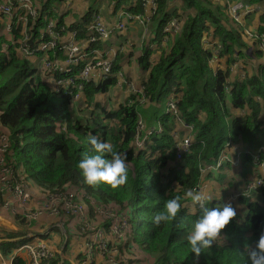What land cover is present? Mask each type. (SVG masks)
<instances>
[{
	"label": "trees",
	"instance_id": "trees-1",
	"mask_svg": "<svg viewBox=\"0 0 264 264\" xmlns=\"http://www.w3.org/2000/svg\"><path fill=\"white\" fill-rule=\"evenodd\" d=\"M66 1L45 0L41 3L38 17L29 20L30 30L23 24H16L8 33L10 36L0 32V119L8 131L12 158L43 189L55 191L65 185L77 186L100 204L114 203L126 211L130 225L125 248L128 250L134 245L137 254L149 257L151 264H246L245 245L254 247L255 241L264 232V189H260L256 201L248 205L246 215L242 219L236 216L222 235L209 248L202 250L199 258L191 253L186 237L201 209L190 212L192 201L184 198V193L205 180L215 179L219 184L225 181L226 173L220 174L219 178H212V174L201 178L200 169L216 163L229 141L242 138L252 148L264 143V65L258 75L245 81L233 78L230 66L237 60L234 55L246 53L247 43L239 33L224 24L227 22L223 19L225 13L211 0H180L192 11L184 18L182 33L161 53L153 66L150 64L153 51L146 50L138 59L140 67L149 72L142 84L151 105L164 103L175 91L182 94L179 106L181 118L193 125L194 140L190 152L176 161V138L173 133L178 124L169 116L156 113L157 108L150 107V112L156 120H161L164 133L148 138L143 150L135 145L138 120L142 114L145 115L139 95L130 94L124 104L108 109L97 99L109 94L116 80L110 79L105 83L94 81L86 86L85 100L76 103L72 96L54 92L47 82L41 67V62L47 58L46 53L38 54L31 60L20 56L19 43L25 35L30 34L31 44L35 43L40 39V31L53 20L57 22L56 31L61 34V28L66 27V33L77 31L81 42L89 39L88 28L94 8H90L81 19L67 20L65 15L57 12L64 9ZM110 1L116 2V8H121L131 0ZM142 1L137 0L135 8L127 6L125 9L134 13L143 12ZM171 1L159 0L157 3L158 10L151 27L158 35L171 18L181 20L177 11L168 13ZM242 2L264 9V0ZM66 33L62 36L66 37ZM209 33L225 50L223 55L228 67L217 73L210 67L214 58L212 50L203 47L204 37ZM260 33H264V27ZM213 37L210 36L212 40ZM93 47L102 48V41L89 48ZM261 55L262 52L258 51L257 56ZM48 57L55 58L52 53ZM57 57L63 59L61 53ZM119 70L120 67L114 63L113 71ZM230 78L235 82L232 81L233 90L227 94L225 85ZM257 98L263 99V104ZM230 105L247 111L246 115L229 120L232 116ZM90 134L111 143L114 151L126 154L129 167L124 185L113 189L104 184H85L78 163L83 153L91 154V147L86 141ZM105 158L110 159V154H105ZM248 161V157L243 158L244 164ZM11 164L8 158L7 165L12 167ZM174 196L182 198V207L176 218L168 224L154 226L152 216L163 208L167 199ZM222 205L215 200L205 203L209 208ZM138 219L140 222L137 223ZM50 263L59 264V258ZM16 264L26 262L18 259Z\"/></svg>",
	"mask_w": 264,
	"mask_h": 264
},
{
	"label": "built area",
	"instance_id": "built-area-1",
	"mask_svg": "<svg viewBox=\"0 0 264 264\" xmlns=\"http://www.w3.org/2000/svg\"><path fill=\"white\" fill-rule=\"evenodd\" d=\"M157 3L158 0H143V12L140 13L130 12L125 9L126 7H123L121 9L122 13L117 15L114 27L104 25L103 19L98 15H94L88 28L89 39L84 42L79 40L77 31L66 33V27L61 28V32L66 33V37L62 36L63 33L56 31L57 22L53 20L48 23L45 29L40 31V39H37L35 43L31 44L30 34L25 35L23 41L19 43L20 48L18 50L22 58L25 57L29 60L37 58L38 54L46 53L45 57L47 58L43 57L45 59L41 62V67L45 76H47V82L52 86L54 92L70 95L73 101H79L87 91L86 86L92 84V82L105 83L110 79H115L119 88L128 85L131 94L139 95L141 98L140 103L145 105L148 100L144 94V86L141 85L140 88L129 86V82L122 71H113L117 51L89 47L90 45H96L99 41H106L115 35H122L135 26L143 27L145 34H147L152 25V19L157 14ZM136 4L134 2L131 7L135 8ZM71 7L72 4L68 3L67 10H70ZM260 9L262 10L259 5H247L241 1V3H236L231 8V12L234 19L239 21ZM0 15L9 21L4 28L0 29V32L11 33L16 24H23L28 29L29 20H35L38 17L39 9L32 0H21L17 5L13 0H0ZM183 25L184 22L181 20L171 18L160 33L161 46L169 44L173 38L179 36L182 33ZM210 36L212 34L209 33L204 37L203 47L205 50H212L214 58L210 62V67L213 72L217 73L220 70H225L228 66L223 65L226 58L221 59L220 56L222 45L219 43L215 47L214 38L212 40ZM247 36L255 44V47L264 53V33H248ZM46 37H48L47 40H45ZM41 40L43 41L40 42ZM84 45H87L88 48ZM123 50L121 48V51ZM49 53H52L55 58L48 57ZM58 53L62 54L63 59H58ZM236 59L230 66V75H239V80H242L245 78V73L237 72L238 69H241L239 68L241 62L239 56ZM77 69L79 70L77 71ZM231 83L229 79L226 80L225 91L227 94H230L233 90ZM181 100L182 94L174 92L165 107V115L174 119L183 131V133H173V136L177 139L175 145L176 161L182 160L184 155L190 152L194 140L193 125L187 124L181 118L179 108ZM164 131V125L160 122L148 127L142 119H139L135 145L143 150L149 137L161 135ZM240 147L239 143H227L215 165H204L200 169L201 178L209 173L218 172L220 168L226 165L239 167L242 159V152H239ZM233 148L238 152L235 157L229 155V151ZM9 149V135L0 132V153L3 155L10 154ZM263 152L264 147H260L258 151L247 147V150L243 152L259 166L258 173L256 178L250 181L241 193H234V196H231L230 199H239V197L251 199L261 188H264V163L261 161ZM11 162L12 167L6 165L0 171V193L3 196L0 204L4 209L13 212L20 222L32 228L34 223L44 217L57 219L60 227L67 226L76 238L84 242L81 246L83 259L77 264H100L99 257H103L106 264H129L132 257L121 254L118 258V244L121 242L127 243L126 233L129 228V219H126V211L114 203L100 204L84 189L73 185H65L61 189L48 191L47 200L41 206L31 208V202L34 198L33 193L35 192L33 188H36L37 185L29 178L25 169L23 170V166H19L15 159ZM206 187L207 185L204 182L193 190L201 192L204 199ZM89 204L93 206L92 209ZM89 209L92 212L94 211L93 214ZM101 220L110 224L109 230L98 227ZM53 229L54 227H51L43 231L42 234L30 235L28 240L26 239L25 243L22 242L21 246L16 249L15 254L13 253L8 257L0 255V264H16L18 259H24L27 264H51L50 262L57 257V250L46 239L51 236ZM128 249L132 250L133 253L136 252L134 245L129 246Z\"/></svg>",
	"mask_w": 264,
	"mask_h": 264
},
{
	"label": "crops",
	"instance_id": "crops-1",
	"mask_svg": "<svg viewBox=\"0 0 264 264\" xmlns=\"http://www.w3.org/2000/svg\"><path fill=\"white\" fill-rule=\"evenodd\" d=\"M13 1L17 5L20 3L21 0H13ZM32 1L34 2V5L38 9H40L41 3L45 2V0L44 1L32 0ZM74 1L75 0H67L65 7L63 9V13H61V10L57 11L59 13V15H61V14L65 15V18H67V20H70L72 18H75L74 14L77 13L78 11H80V13L77 17L79 19H81L85 15V13L88 12V10L90 8H93V7L87 8L89 6L88 3L90 2V0H77L78 1L77 5H74ZM173 1H176V0H172L170 2V4ZM234 1H236V0H234ZM245 1H250V0H245ZM134 2H137V0H135ZM68 3L72 4V7L70 10H67V4ZM101 4L98 3L96 5V9L94 7L95 13L93 15H99L100 17L101 16L103 17V15H100L102 12H104V9L101 6ZM112 4H114V6H115L116 2L113 1ZM263 8H264V6H263ZM55 10H57V9H55ZM107 11H108V15H107V13H106V15H107V17H110L108 19L111 21H107V20L106 21L109 23H113L114 20L116 19V11H114L112 9L107 10ZM107 17H103V18H107ZM75 19H77V18H75ZM8 22H9L8 19H5L3 16L0 15V25L2 24L1 25L2 28H4L8 24ZM248 24L253 27L252 30H254V32L260 33L261 28L264 27V17L261 15H256L255 17L251 16V20L248 21ZM151 28L152 27H150V29ZM139 29H140V27H137V26L132 27L128 32L124 33L128 37H123L124 34L115 35L114 37H112L106 41H103L102 42V48H97V49H101V50H116L117 51V56L119 55V58H115V61H114L115 65H118L120 67L119 71H122L125 74L126 79L129 82V85H132L136 88H140V86L143 85L142 83L147 80V78L149 76V72L143 70L140 67L138 60L136 61V64H135V58L132 57V54L129 55L131 53V50H129L126 53V52H123L124 50L121 51V48H123V49L126 48V44L124 42L125 40H129V44H132L133 38H135V36H138V34H139ZM150 29H149V32L147 34H145L144 31L142 32L143 33V35H142L143 44H144V42H146V43H145V47H143V45H142L143 50H141V52H142L141 55H143L146 50L153 51L154 52L153 56L150 59V64H151V66H153L157 62L158 58L161 57V53L163 51L167 50L168 46H170V45L166 44V45L161 46V42L158 44V42L161 40L160 34L158 35L157 31L150 30ZM2 34L9 35L7 32H3ZM210 34H212V33H210ZM155 45H158V48ZM258 51H259L258 48L255 47V44L252 43V46H250V49L247 50L246 53L244 52L242 55H240L241 58L239 59V61H242V62L239 64V68H241V69L237 70L238 73L239 72L245 73L244 63H247V65H248L247 70L250 71L251 76L258 75L260 68L264 65V53H262V55L259 57V56H257ZM259 52H261V51H259ZM19 54H20V52H19ZM20 56H21V54H20ZM257 59L262 60L259 63L260 66L256 65ZM223 65L226 66V60L223 61ZM254 66H256V69L254 68ZM232 77L233 78L239 77V75H233L232 74ZM230 81L232 82L234 80L230 79ZM112 89L123 91L122 92L123 95L127 94L126 100H127L128 95L131 94L127 85L124 88H119L117 85H115ZM112 89L109 92V96L113 102V106L110 108L115 109L119 105L124 104L126 100L123 103H119V99H120L121 95L117 96V91H116V99H112V97H111ZM85 98H86V92L83 94L82 98L79 101H81V100L84 101ZM99 100H100V97H98L97 101H99ZM257 100H259L260 103L263 104V99L258 98ZM79 101H76V103ZM110 104H111V101H110ZM115 105H118V106L115 107ZM154 106L155 105L150 104V106L145 108V110H144L145 115H143V120L145 121L147 126H153L159 122V120H156L155 115L152 116V111L150 112V110H151L150 107H154ZM165 107H166V103L164 102V103L160 104V106L154 107V110L157 108L156 113L164 114L165 113ZM229 109H230L231 115L234 118H236V116H234V115L239 113V112L242 116L246 115V113H247V111L242 110V109H234L231 105L229 106ZM149 115L151 117H149ZM232 116H230V117H232ZM262 121L264 123V112L262 113ZM177 126L178 127L175 129L174 132L175 133L176 132L183 133L182 128L179 125H177ZM0 132H5L6 134H8V131L3 127V124L1 123V119H0ZM262 133L264 134V124L262 127ZM241 139L242 138L239 139V146H241L239 148V152H242V157H245L243 152L247 150V147L251 148V149H257L258 147H264V143H261L256 148H252L249 145H247L243 141V139L242 140ZM262 139L264 142V136L262 137ZM176 143H177V139H176ZM237 154H238V152H236L235 148H233L229 151L230 156L235 157V156H237ZM8 158L10 159V162L14 160L12 158L11 154L3 155L0 153V171H1V169H3V167H5L7 165ZM261 161L264 163V152L261 154ZM245 165H249L248 169H252L253 174L250 178H247L244 181V183H242L243 188H241L240 191H237L238 188L235 189L236 191L232 190V189H230L228 191V189H226V185L224 184L225 186L221 187L219 189V194L213 195V194H211L212 180H205L207 187L204 191L205 197H204L203 201L206 203L207 201L215 200V201H219L223 204H231L236 210L237 218L241 219L242 215L244 217L248 211V205L252 204L253 202L256 201L255 199H256L257 195H259L260 191H258L256 194H254L251 199L239 197V199L232 200V199H230V197L234 196V193H241L244 190L245 186L250 181H252L256 178L259 166H257V164L254 165V164L250 163V161H248L246 164H244L243 160H241V165L239 167L227 165L224 168V170L221 171L220 173H217V174L209 173V174L213 175L212 178H217L220 174L226 173L227 176L225 178L224 183H227L228 187L232 188L235 185L237 186V182L234 185V178L232 179V177L229 176L230 169H233V168L235 170L240 169V168L243 169V167ZM23 170H24V168H23ZM209 174H207L206 176H208ZM203 178H205V176ZM33 189H35V192L33 193L34 198H33V201L31 202V208H37V207L41 206L47 200V197L49 195V192H48L49 190L43 189L42 187H39V186H37L36 188H33ZM1 194L2 193H0V201L3 199V196H1ZM200 194H201V192H200ZM190 208L195 210L196 208H199V206L197 203L192 202ZM90 212H91V214H93L94 211L93 212L90 211ZM58 225H59V221L57 219H50V218L44 217L40 221L34 223L33 228L29 227L28 225L20 222L18 220L17 216H15L13 214V212L4 209L2 207V205L0 204V255H2V256L6 255L4 257L10 256L11 254H13L16 251V249L19 248V246L22 242L25 243L26 239L28 240L30 235L35 234V233L42 234L43 231L47 230L48 228L54 227L51 236L46 240L49 242V244L51 246H53L57 250V257L59 258V264H77L78 262L82 261V259H83V256L81 253V250H82L81 246L83 245L84 242L81 241L80 239L76 238V236H74L71 233V230H69L67 228V226L60 227ZM109 226H110V224L104 220H101V222L98 223V227L102 228V229L105 228V229L109 230ZM105 233H106V231H105ZM109 239L111 240V237ZM125 245H126V242H121L118 244V248H119L118 258L122 254V255H126L127 257H132L133 260L132 259L129 260V264L140 263L135 256L137 254V248L135 247L136 252L133 253L132 250H129V249L126 250ZM121 251H122V253H121ZM146 258H149V257H146ZM98 261L100 262V264H106L105 259L103 257H99ZM149 264H151V261Z\"/></svg>",
	"mask_w": 264,
	"mask_h": 264
},
{
	"label": "clouds",
	"instance_id": "clouds-1",
	"mask_svg": "<svg viewBox=\"0 0 264 264\" xmlns=\"http://www.w3.org/2000/svg\"><path fill=\"white\" fill-rule=\"evenodd\" d=\"M169 98L165 103H167ZM148 102L149 101H147V103ZM163 115H165V113ZM233 118L232 116L229 120ZM139 119L143 120V117H139ZM159 122L162 123L161 120H159ZM239 139L229 142L238 144ZM86 141L91 147V154L89 152L83 153L82 159L78 163V168L81 170L85 184L89 186L104 184L113 189L124 185L128 179L129 167L126 162V154L114 151L111 143L101 140L96 135H88ZM259 148L260 147L254 149V151H258ZM223 149H225V147ZM105 154H110L111 158L106 159ZM244 156L248 157L250 163L255 165L251 157L245 154ZM243 158L244 157H242L241 160H243ZM211 165H215V163ZM226 166H223L218 172L212 174L220 173ZM184 198L190 199L193 203H197L199 209H201V214L193 222L186 237L191 253L194 254L196 258H199L202 250L209 248L213 242L222 235L223 231L234 221L237 213L231 204H223L222 206L212 208L206 207L202 195L198 191L192 189L184 193ZM181 199L180 196L167 199L163 208L152 216L153 225L159 227L161 224H168L173 221L182 207ZM244 253L247 258L246 264H264V232H261L258 240L255 241L254 247L250 244L245 245Z\"/></svg>",
	"mask_w": 264,
	"mask_h": 264
},
{
	"label": "rangeland",
	"instance_id": "rangeland-1",
	"mask_svg": "<svg viewBox=\"0 0 264 264\" xmlns=\"http://www.w3.org/2000/svg\"><path fill=\"white\" fill-rule=\"evenodd\" d=\"M135 0H131L128 5L126 4H123L121 5L120 7L121 8H116V4L114 6V4H112L113 2H111L110 0H90V2L88 3L89 6L87 8H90V7H95L96 9V5L98 3H102L101 6L103 7L104 9V12H102L100 15H103V17H107L108 15V11L107 10H114L116 11V19L114 20L113 23H109L107 21H111L109 20L108 18L110 17H107V18H103L102 22L104 25L106 26H109V27H114L115 26V23L117 21V15L120 13H122L121 9L122 7H127V6H132L130 5L131 3H133ZM159 1V0H158ZM242 0H236L235 2L231 1V0H211L212 3H214L215 6H220L221 8V12L222 13H225V16H223V19H227V22L224 24H227L228 27L234 31H236L237 33H239L241 39L247 43V46L245 47V50H249L250 49V46H252V41L248 38L247 34L248 33H256L254 32V30H252V26L248 24V21L251 20V16H256V15H261L264 17V9L263 10H259L255 13H252V14H249L247 15L246 17H243L242 19H240L239 21H236L233 17V14L231 12V8L236 4V3H241ZM78 4V1L75 0L74 1V5H77ZM87 4V5H88ZM184 3H182L180 0H176V1H173L171 4H169V7H168V13H172L174 11H177L180 16H181V21L184 22L185 21V17L188 13H191L192 11L190 10V8L186 7L185 5H183ZM158 7V6H157ZM61 13H63V10H61ZM80 11H78L77 13L74 14V17L77 18V16L79 15ZM107 13V15H106ZM99 16V15H98ZM114 17V16H113ZM107 20V21H106ZM225 21V20H223ZM209 28L210 25H208ZM154 28L152 27L150 30H153ZM212 30L214 29L213 27L211 28ZM144 31V28L143 27H140L139 29V34L138 36H135V38H133L132 40V44H129V40H125V44H126V48L124 49L123 52H128L129 50H131V53L129 55L132 54V57L135 58V64H136V61L139 59V57H141V50H143L142 48V45L143 47H145V43L143 44V40H142V35H143V32ZM213 32V31H212ZM123 37H128L126 34L123 35ZM177 37L173 38L170 42V43H173L174 40L176 39ZM214 38V37H213ZM214 44H215V47H217L219 45V41L214 39ZM157 48H158V45H155ZM224 49L222 47L221 49V52H220V56H222L224 54ZM233 56V55H232ZM240 57V55H238ZM238 56L234 55V57L238 58ZM38 57V56H37ZM260 57V56H259ZM116 58H119V55L116 57ZM130 58V57H129ZM226 56L223 55V57H221V59H225ZM241 58V57H240ZM262 60L261 59H257L256 60V65L257 66H260V62ZM242 62V61H240ZM245 65V78L242 79V81H245L247 78H250L252 77L251 74H250V71L247 70V63H244ZM254 68L256 69V66H254ZM128 86V85H127ZM130 86V85H129ZM116 91H117V96L118 95H121L120 99H119V103H123L125 100H126V95L127 94H124L123 95V91H120V90H114L112 89V92H111V97L112 99H116ZM129 97V95H128ZM127 97V98H128ZM110 101H111V104H110ZM101 105H104L106 107H108L109 109H111L110 107L113 106V102L112 100L110 99V96L109 94H105L103 95L102 97H100V100L98 101ZM150 102H148L146 105H143L142 106V111L145 110V108L149 107L150 106ZM162 104V103H161ZM118 106V105H115V107ZM160 106V104H156L154 107H158ZM145 113V112H144ZM234 116H236V118H239L241 117L242 115L239 113L235 114ZM141 117H143V114L141 115ZM249 165H245L242 168L240 169H237L235 170L234 168L233 169H230V172H229V176L232 177V179L234 178V185L236 184L237 182V186L235 185L234 187H228V184L227 183H224V181H222L223 183L222 184H219L215 179L212 180V185H211V194L213 195H218L219 194V189L221 187H224L226 185V189H228V191L230 189L232 190H235L238 188L237 191H240L241 188H243L242 186V183H244V181L247 179V178H250L253 174V171L252 169H248ZM225 184V185H224ZM236 191V190H235ZM90 208L92 209L93 206H91L89 204ZM91 209H89L91 211ZM190 212H194V209H191L189 210ZM125 216V214H123ZM126 217V216H125ZM243 218V215L241 216V219ZM127 219V217H126ZM140 222V220L138 219L137 220V223ZM130 225V224H129ZM137 260L141 263V264H149L150 263V258H146L145 255L143 254H136L135 255Z\"/></svg>",
	"mask_w": 264,
	"mask_h": 264
}]
</instances>
